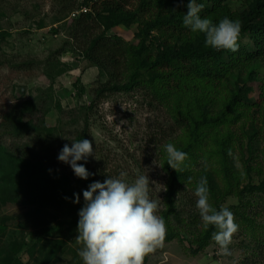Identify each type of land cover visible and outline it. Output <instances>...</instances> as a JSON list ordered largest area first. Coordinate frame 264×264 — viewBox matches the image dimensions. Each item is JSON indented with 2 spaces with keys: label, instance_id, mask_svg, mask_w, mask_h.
Returning <instances> with one entry per match:
<instances>
[{
  "label": "rangeland",
  "instance_id": "374dc122",
  "mask_svg": "<svg viewBox=\"0 0 264 264\" xmlns=\"http://www.w3.org/2000/svg\"><path fill=\"white\" fill-rule=\"evenodd\" d=\"M82 1L0 0V27L7 32L0 39V55L7 58L14 67H0V141L15 150L38 143L34 139L35 135L22 138L10 135L2 127V110L14 104L15 97L20 100L23 98L21 102L26 103V118L41 125L44 139L48 143L53 141L50 147L43 143L44 148L41 144L39 150L46 156L48 154L56 168L75 180L77 176L71 167L58 161L57 156L64 144L71 146L78 133L83 130L88 117V140L92 142L94 154L86 164L94 170L98 181L103 182L108 176L117 178L121 172L126 174L122 178L129 183L138 175H147L150 179V197L157 202L156 214L161 216L165 207L168 178L163 167V159L167 155L164 146L173 143L182 150L193 136L189 130L172 131L173 123L167 105L174 108V104L171 98L169 103V95H166L165 90L161 91L164 95L158 97L150 87L143 84L136 85L128 92L109 95L88 112L87 107L94 97V90L101 82L108 81V75L74 49L70 35L71 25L78 16L72 17V12L80 8ZM139 4V0H129L127 8L135 11ZM230 5L233 10L241 7L240 2H231ZM242 9L241 7L239 11ZM138 30L139 24L132 23L130 26L115 27L112 33L122 37L127 43L137 44L139 40L135 34ZM26 63L28 65H24ZM261 65L258 68L263 76L264 62ZM16 66L22 69L18 70ZM251 67L254 68V65ZM241 73L245 75L246 71ZM128 79L129 76L126 80ZM170 83H173L172 79ZM82 86L86 88V93L81 96ZM256 90L253 99H257L259 95L258 87ZM256 126L261 129V135L254 138L261 140L248 165L257 170H252L248 177L244 175L251 144L246 130H252L248 123L241 120L221 128L219 143L216 145H211L215 132L207 131L203 134L206 140L203 141L200 157L192 160L196 174L200 172L199 181L204 178L202 170L208 171L214 178L211 184L216 194L224 189L226 180L229 179L233 182L234 190H241L250 182L259 184L264 179V122L258 112ZM212 146H229L232 154L228 156V170H224L221 157H209L215 151ZM202 156L207 157L208 161ZM28 187L21 189L17 200L8 195L5 201H0V255L1 248L19 245L21 250L18 257L26 264L38 257L41 262L44 257L39 252L32 259L28 252L30 243L26 244L25 241L35 243L47 226L54 227L76 215L68 200L51 194L43 199L37 193L39 189L31 190ZM194 192L193 188L182 189L178 205L183 218L197 216L201 220L195 206L197 197ZM51 193L57 194L53 191ZM260 198L261 196L256 198L257 203L253 209L258 212L254 230L264 239V201ZM214 200L209 197L213 207ZM238 204L239 199L234 194L227 195L218 203L220 207H228L233 213ZM234 218L239 228L229 245L230 255L220 254L219 246L214 240L195 255L189 247L188 235L181 233L183 241L174 239L161 243L147 254L144 264H243L245 254H248L247 247L254 245V240L253 235L240 225L239 216L234 215ZM172 219L177 227L179 223L184 225L181 219ZM54 236L65 240L66 245L52 258L51 264H74L75 249L80 251L83 248V243L77 240V228L65 226L64 230L54 233ZM40 247L41 245L36 248V252ZM261 247L264 249V243ZM251 256L252 253L248 257ZM251 264H264V252Z\"/></svg>",
  "mask_w": 264,
  "mask_h": 264
},
{
  "label": "trees",
  "instance_id": "16d2710c",
  "mask_svg": "<svg viewBox=\"0 0 264 264\" xmlns=\"http://www.w3.org/2000/svg\"><path fill=\"white\" fill-rule=\"evenodd\" d=\"M139 2V7L133 11L127 8L129 0H83L80 7L86 6L90 11L81 13L72 22L70 35L74 49L108 75V81L101 82L94 90V97L87 107L88 112L109 95L128 92L136 85L143 84L150 87L158 97L164 95L161 91L165 90L166 95H169V103L171 98L174 108H170V105L167 108L173 123L172 131L191 132L193 137L182 149L187 153V158L179 171L167 164V155L163 159L168 178L165 207L160 215L167 228L162 243L174 239L183 241L181 233H186L191 252L196 255L213 241L212 235L217 229L211 225L205 229L202 220L197 216L183 218L178 198L182 189H195L199 183L200 172L196 174L192 160L200 157L203 141L206 140L203 134L207 131L215 132L211 145H216L219 143L221 128L244 120L252 130H246L251 144L244 175L248 177L252 170H257L249 166L248 162L258 150L261 140L254 138L261 135V129L256 126L257 112L264 122V74L262 76L258 68L264 62V0H197L204 5L200 15L214 23L224 17L240 21L242 28L239 47L235 52L217 51L206 46L204 33H194L184 25L188 0H183L182 3L181 0ZM231 2H240L243 9L239 11L240 7L233 10ZM132 23L139 24V30L135 34L139 40L137 44L127 43L122 37L112 33L115 27L130 26ZM6 33L0 27V39ZM3 66L13 67L7 58L0 55V67ZM16 67L18 70L22 69L20 66ZM241 71H246V74L243 75ZM128 76L129 79L126 80ZM170 79L173 83H170ZM256 87L259 95L257 99H253L252 96L257 93ZM85 93L86 88L82 86L80 95ZM22 99L15 97L14 104L2 110V127L10 135L15 134L22 138L35 135L34 139L38 143L15 150L0 141V201H5L8 195L17 200L21 189L29 186L31 190L39 189L37 193L43 199L51 194L71 202L69 206L76 214L73 219L61 221L54 227L47 226L35 243L25 241L26 244L30 243L28 252L32 259L39 252L44 257L41 262L38 257L28 264H51L52 258L66 245V241L54 236V233L61 232L65 226L77 228L78 212L84 205L82 191L98 179L94 170L86 164L92 175L87 180L78 177L73 180L71 175L53 165L48 154H42L38 147L42 144L46 148L43 143L50 147L53 141L48 143L44 139L41 125L26 118V103L21 102ZM89 127L87 117L83 130L75 140L88 139ZM212 147L215 151L209 157H221L224 170H228L229 146ZM202 157L208 161L207 157ZM202 173L207 181L211 195L209 197L215 199L217 210L221 208L218 203L227 195L234 194L238 197L239 204L234 207V215L239 216L240 225L253 235L254 240V245L247 247L248 254H245L243 264H251L264 252L261 247L264 239L254 230L258 212L257 209L253 210L258 196L264 201V179L259 184L250 182L241 190H234L233 182L229 179L226 180L224 189L216 194L211 184L214 182L213 176L206 170H202ZM232 177L234 179L233 175ZM74 194H79V203L74 202ZM173 217L178 221L181 219L184 225L181 226L178 222L177 227L173 223ZM39 245L41 247L36 252ZM1 249L0 264H26L18 257L21 250L19 245ZM78 253L79 250L75 249L74 264H83ZM250 253L252 256L249 258ZM144 260H147V255Z\"/></svg>",
  "mask_w": 264,
  "mask_h": 264
},
{
  "label": "clouds",
  "instance_id": "9594fccd",
  "mask_svg": "<svg viewBox=\"0 0 264 264\" xmlns=\"http://www.w3.org/2000/svg\"><path fill=\"white\" fill-rule=\"evenodd\" d=\"M203 7L197 0H188L184 25L194 33H204L206 46L217 51H237L240 21L224 17L214 23L200 15ZM164 148L167 164L179 171L187 153L173 143H167ZM93 154L92 142L81 139L73 141L71 146L64 144L57 159L68 164L75 176L87 180L92 173L85 165ZM125 175L121 172L117 178L108 176L103 182L93 181L82 191L84 205L78 212L77 240L83 243L78 253L83 264H144V257L160 246L166 236L165 220L156 214L158 204L150 197L149 177L138 175L129 183L122 178ZM194 194L205 229L210 225L217 229L212 239L219 246L220 254L230 255L229 245L239 228L234 213L228 207L217 210L212 206L204 178ZM74 195V202L79 203V194Z\"/></svg>",
  "mask_w": 264,
  "mask_h": 264
},
{
  "label": "built area",
  "instance_id": "2783aa9c",
  "mask_svg": "<svg viewBox=\"0 0 264 264\" xmlns=\"http://www.w3.org/2000/svg\"><path fill=\"white\" fill-rule=\"evenodd\" d=\"M89 11H90V9H89L88 7H86V6H82V7H80L78 10H75V11L72 12V17H77V16H79L81 13H87V12H89Z\"/></svg>",
  "mask_w": 264,
  "mask_h": 264
}]
</instances>
